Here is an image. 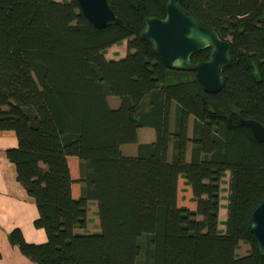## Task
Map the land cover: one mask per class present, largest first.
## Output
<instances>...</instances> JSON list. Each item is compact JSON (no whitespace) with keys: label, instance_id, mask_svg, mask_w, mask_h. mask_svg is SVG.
<instances>
[{"label":"trees","instance_id":"obj_1","mask_svg":"<svg viewBox=\"0 0 264 264\" xmlns=\"http://www.w3.org/2000/svg\"><path fill=\"white\" fill-rule=\"evenodd\" d=\"M166 3L109 0L123 24L97 28L76 0H0V130L16 134L6 155L46 232L42 243L19 228L8 238L37 264H264L250 231L264 200V143L238 118L264 125V0H181L230 43L215 92L142 38ZM122 40L125 55L107 58ZM144 126L155 139L123 153ZM91 201L95 231L86 229Z\"/></svg>","mask_w":264,"mask_h":264},{"label":"water","instance_id":"obj_2","mask_svg":"<svg viewBox=\"0 0 264 264\" xmlns=\"http://www.w3.org/2000/svg\"><path fill=\"white\" fill-rule=\"evenodd\" d=\"M84 15L97 28L109 24H123L116 16L109 0H76ZM163 62L171 68L195 71L206 91H218L223 85V69L231 61L230 43L216 30L201 23L181 6V0H167L164 17L148 16L141 32ZM210 47L208 58L192 61L191 55ZM239 122L250 128L253 136L264 143V125L254 118L238 115ZM250 231L264 253V200L253 210Z\"/></svg>","mask_w":264,"mask_h":264},{"label":"crops","instance_id":"obj_3","mask_svg":"<svg viewBox=\"0 0 264 264\" xmlns=\"http://www.w3.org/2000/svg\"><path fill=\"white\" fill-rule=\"evenodd\" d=\"M126 50V40H122L120 43L108 47L105 55L107 58L118 59L125 55ZM112 105H117V102ZM155 136L153 128L140 127L137 132V143L122 145V152L134 155L137 152L138 143L152 142ZM16 145L17 138L14 131L0 130V264H37L25 256L17 245L10 243L8 238L14 228H19L27 242L42 243L46 241L45 230L34 225V220L38 216L36 203L18 182L16 167L6 155V149ZM126 145L128 146L124 147ZM90 203L96 207L94 201ZM226 204V198L223 205L220 199L218 227L221 230L225 227L223 224L227 216Z\"/></svg>","mask_w":264,"mask_h":264},{"label":"rangeland","instance_id":"obj_4","mask_svg":"<svg viewBox=\"0 0 264 264\" xmlns=\"http://www.w3.org/2000/svg\"><path fill=\"white\" fill-rule=\"evenodd\" d=\"M109 102L111 104H115L116 102H119V98L117 96H110L109 97ZM126 144H133L135 145V143H126ZM124 145V144H123ZM128 145L124 146L127 147ZM126 150V149H125ZM227 180H228V176H224L222 178V182H221V189H220V199H221V203L222 205L225 202V198L227 196ZM88 224H87V229L90 231H95L98 228L99 225V221H98V217L96 214V207L93 206V203H89L88 206ZM223 224V223H222ZM224 225V224H223ZM248 244L244 243V242H240L238 248H237V253L238 254H243L247 249H248Z\"/></svg>","mask_w":264,"mask_h":264}]
</instances>
